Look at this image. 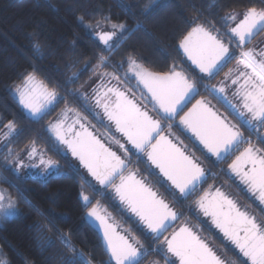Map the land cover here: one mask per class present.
Returning <instances> with one entry per match:
<instances>
[{
  "label": "snow or ice",
  "instance_id": "1",
  "mask_svg": "<svg viewBox=\"0 0 264 264\" xmlns=\"http://www.w3.org/2000/svg\"><path fill=\"white\" fill-rule=\"evenodd\" d=\"M156 7L158 0H148L140 15L148 19ZM127 10L135 14L133 9ZM79 19L83 21V17ZM220 21L223 35L228 36L227 41L222 38L221 29H217L214 24L195 21L191 29L178 38L177 51L182 50L200 84L175 63L169 71L158 73L150 71L131 55L119 63L113 62L111 56L120 47L119 44L113 46V38L126 39L123 34L132 30L125 23H113L110 18L105 17L103 21L85 25L104 45L96 56L94 65L91 61L85 62L84 67L72 71L62 84L56 81V86H52V73L40 79L38 70L33 66L34 70L21 74L20 83L14 86L13 91L27 114L26 118L34 122L43 120L58 104L65 103L59 116L44 129L49 134L53 150L66 160L70 153L79 162V167L69 166L80 175L82 189L85 185L93 192L100 190L97 185L110 188L127 213L131 214L129 219H132L137 229L146 237L151 234V239L156 244L154 249L145 247L132 234L131 229L119 230V226L111 221L107 210L98 201L93 203L92 196L82 190L78 193V200L82 201V207L87 210L86 217L97 222L102 232V247L108 257L102 264H143L153 251L163 255L165 264H176V260L179 264H223L216 252L187 223L170 236L165 235L182 213L177 212L144 179L137 178V170L129 169L132 155L137 156L138 162L147 165L151 175L162 177L161 186L174 199L195 196L196 209L210 217L212 224L223 233L226 240L246 258L241 264H264V224L258 223L255 217L241 210L220 188L213 190L210 186L209 190L198 194L201 185L208 178V170L194 154L186 151L183 141L175 138L174 142L171 138V129L179 117L175 126L181 128V131L190 132L192 136L189 138L194 137L203 146L201 150H206V154L214 156L217 162H225L229 156L239 151V155L228 164L225 174H234L246 185L247 191L264 204V147L254 144L241 130L247 128L264 145V134H261L264 131V50L257 52L254 47H246L255 36L264 32V7H250L243 12L233 11L221 17ZM104 23L109 30L101 29ZM142 26L139 23L137 27ZM97 29L101 30L96 31ZM33 48L34 57L44 60L45 54L40 43H35ZM233 59L237 66L235 72L229 69L224 74V80L218 84L203 83L205 79H214ZM52 67L55 73L60 72V69ZM67 67L71 69V66ZM109 67L112 71L105 70ZM89 69L100 81L91 95L80 90H68L67 85L75 83ZM132 80L136 82L134 87L142 95L149 97L153 110L168 121L166 125L137 102L133 88L122 89V84ZM112 81L116 82L115 86H112ZM201 86L209 95L225 101L239 124L216 111L210 101L203 97L184 111L200 95ZM229 87L233 88L232 95L238 103H232L228 99L226 93ZM58 88L64 90L63 96ZM68 96L82 102L83 111L94 119L100 118L101 112L95 111L100 109L109 122L107 126L114 125L124 142L106 134V145L91 130L94 126L88 115L68 104ZM99 122L103 123V120L100 119ZM165 127L168 129L167 134ZM4 128L7 130L2 134L5 141L14 133L19 134L13 120H9ZM111 145H116L117 151L112 150ZM241 145L247 147L240 151ZM25 157L28 163H25ZM3 159L5 164L14 165L13 171L16 172L22 168H41L42 173L50 170L59 173L61 170L58 161L38 150L35 141L27 146L23 154L9 148ZM153 166L158 172L153 170ZM81 168L85 171L81 172ZM28 203L35 207L30 201ZM5 207L13 209L11 213H5L6 218L20 215L15 209V201L0 190V209ZM35 210L44 216L38 207ZM49 226L55 227V220L48 219L47 224L36 225L37 229ZM43 238L51 243L50 238ZM57 238L70 253L64 259V264H92L82 251L76 249L70 234L58 232ZM0 264H10L2 252Z\"/></svg>",
  "mask_w": 264,
  "mask_h": 264
},
{
  "label": "trees",
  "instance_id": "2",
  "mask_svg": "<svg viewBox=\"0 0 264 264\" xmlns=\"http://www.w3.org/2000/svg\"><path fill=\"white\" fill-rule=\"evenodd\" d=\"M146 3L148 0H0V190L11 196L15 209L20 212L19 216L0 223V252L10 264H64L70 253L57 238L58 232L70 234L76 249L82 251L92 264L107 261L102 240L86 221L87 210L78 200V193L82 190L92 196L93 203L98 201L104 206L121 231L131 229L145 247L156 246L149 235L146 237L137 229L129 219L131 215L118 204L111 190L97 186L100 190L93 192L86 185L82 189L80 176L69 166V162H73L79 167L77 162L69 155L66 160L48 148V133L44 129L65 103L58 104L43 120L34 122L26 118L27 114L13 91L14 86L20 83L21 74L33 71V66L40 79L52 73V86H56V81L62 84L72 71L84 67L85 62L91 61L94 65L104 45L85 25L103 21L105 17L113 23H125L132 30L123 34L126 39L113 38V46L120 45L111 56L113 62L119 63L131 55L150 71L162 73L169 71L174 63L189 67L182 51H177V45L178 38L191 29L193 21L214 24L221 29L223 36L221 17L250 7H264V0H158L154 13L145 19L140 11ZM127 8L133 9L135 14ZM139 23H142V28L137 27ZM101 28L109 30L106 23ZM37 42L45 54L44 60L34 57L33 45ZM104 54L108 55L107 52ZM52 66L60 72L55 73ZM90 75L89 69L75 83L67 85L68 90L91 94L94 84L86 88ZM58 91L64 95L62 88ZM66 99L72 107L83 111L79 107L80 101L71 96ZM82 113L88 115L84 111ZM9 120L15 121L19 134L14 133L5 141L2 134L7 131L4 125ZM32 141L36 142L38 150L47 148L49 158L63 165L59 173L52 171L39 177L20 174L13 171L14 165L4 163L3 157L9 148L21 154ZM196 152L202 156L199 150ZM81 172H84L82 168ZM100 192L103 196L95 197ZM29 201L35 207L30 206ZM37 207L44 216L36 212ZM48 219L55 220V227L37 229V224H47ZM43 237L50 238L51 243ZM151 260L165 264L161 259Z\"/></svg>",
  "mask_w": 264,
  "mask_h": 264
},
{
  "label": "flooded vegetation",
  "instance_id": "3",
  "mask_svg": "<svg viewBox=\"0 0 264 264\" xmlns=\"http://www.w3.org/2000/svg\"><path fill=\"white\" fill-rule=\"evenodd\" d=\"M255 48L257 52L264 50V32L259 33L256 38H254L252 40V42L247 46V48ZM233 62H228L226 64V66L222 69V71H220L214 79H211V83L212 84H218L219 82L224 80V74L227 73L229 71V69H232L234 72L237 68L236 66V61L235 59L232 60ZM135 81V80H134ZM100 83V81L98 80L94 87H92V89H94L95 87H97V85ZM230 83V82H229ZM112 86H115L112 84ZM231 89L230 92V96L232 98V101L234 103H238V100L236 98L233 97L232 95V91L233 88L229 87V90ZM202 98V96L197 95L195 97V99H193L191 101L190 104H188L187 108L194 103V101L197 98ZM214 107V106H213ZM185 108L184 111L187 109ZM146 110V109H145ZM95 111L101 112V119L108 125L109 122L103 117L102 115V111L100 109H95ZM61 111H59L54 119L52 121H54L60 114ZM183 113H181L182 115ZM71 116V114H69ZM89 119V118H88ZM156 119V118H155ZM49 121L47 123V125L52 122ZM89 121L93 122V120L89 119ZM71 122V121H69ZM179 122V117L176 118V123L178 124ZM46 125V126H47ZM112 127V126H111ZM113 129V127L111 128ZM93 130V129H91ZM94 131V130H93ZM95 132V131H94ZM180 133L184 139H187V141L189 142L190 147L192 148L193 152H190L186 149V151L189 154H194V156L196 158H198L199 162L202 164V166L208 170V178L206 180L205 183H203L201 185L200 190H198V194L202 193V191L204 190H209V187L212 186L213 190L214 188H220L223 192H225L229 198L233 199L237 205L241 208V210L243 211H247L249 213L250 216L255 217L256 221L260 224H264V204H261L259 202V200L254 197L250 192L247 191V187L246 185L242 184L239 180V178L235 177L234 174H230V175H226L225 172L227 171L228 168V164L232 162L233 159H235L236 155H239V151L235 152L232 156H229L227 158V160L225 162H217L214 158L212 157H207L205 156L201 150L199 149V147L197 146L195 139L192 137L191 139L189 137H191V135L186 133L185 131H181L180 128ZM165 133H167V131L165 130ZM96 135H98L97 133H95ZM264 134V131H263ZM118 136V134H116ZM119 137V136H118ZM172 138V137H171ZM48 140V148L53 150L52 148V142L49 140V134L47 137ZM175 141V140H174ZM107 145V144H106ZM127 147H129L127 145ZM244 147H247V145L243 146L241 145L240 147V151L243 150ZM196 149V150H194ZM112 150H114L112 148ZM199 150L202 153V156H200L196 151ZM46 153V155L49 157V152L47 151V148L45 150H42ZM54 151V150H53ZM115 151V150H114ZM69 155V154H68ZM137 156L135 157V160L131 161V164L134 163L133 165H129V169H135L138 172V177L140 179H144L152 188L153 190L157 191L158 194L163 197L166 202H168L170 205L173 206V208L177 211L181 213V210H179L177 208V206L179 207L180 204L183 203H189L188 207H190L194 214L196 216L199 217L198 222H194L193 225L191 226V224L189 223V220L182 218L181 216L179 217V219L172 225L171 228H169L168 232L165 233V235H169V233L171 231H173L175 228L180 227L181 225L187 223L189 227L192 228V230L205 242L209 245V247H211L216 254L220 257V259L223 261V264H241V261L246 260V258H244L243 256H241V254L238 252V249L235 248L234 245L231 244L230 241H227L226 238L220 233V230L217 229L215 227V225L212 224L211 218L210 217H206L203 215V213H201L198 209H196L195 205H194V200H195V196H190L187 199H174L173 196H171V200L168 199L166 196L163 195V193H161L160 191H158V188L155 187L153 185V180H160L162 179V177L156 176V178H153L149 173V170L147 168V165H144L140 162H138V164L135 163ZM138 160V159H137ZM25 163H28L27 158L25 157ZM212 163L213 165L208 166V164ZM139 165V166H138ZM215 168L219 169V173L218 175L215 173ZM154 171H156L153 168ZM223 170V171H222ZM24 171L25 174H32V175H37L39 176H45L47 175V173H42V169L41 168H23L21 170V172ZM54 170H50L48 173H51ZM157 172V171H156ZM127 174V173H125ZM144 175L149 176L147 178L144 177ZM231 177V178H230ZM99 188L105 189L104 187H102L101 185H97ZM162 188V186H161ZM109 190H111L110 188H108ZM197 194V195H198ZM119 204V203H118ZM121 205V204H120ZM123 207V205H121ZM124 208V207H123ZM125 209V208H124ZM196 219V218H195ZM194 226V228H193ZM202 229V230H201ZM150 237L151 235L148 234ZM161 240L163 239V237L160 238ZM152 249H154L156 246H152ZM153 253V254H152ZM150 253V255L143 261V264H150V263H157L158 260L152 261L151 259H161L164 260V257L162 254L159 255H155L156 252H152ZM170 259L175 260V257H170ZM176 264H179V261L176 260Z\"/></svg>",
  "mask_w": 264,
  "mask_h": 264
},
{
  "label": "rangeland",
  "instance_id": "4",
  "mask_svg": "<svg viewBox=\"0 0 264 264\" xmlns=\"http://www.w3.org/2000/svg\"><path fill=\"white\" fill-rule=\"evenodd\" d=\"M101 29H103V30H106L105 28H101ZM101 29H99V31L101 30ZM222 38L225 40V41H227L228 40V36H226V35H223L222 36ZM256 38V37H255ZM252 42V41H251ZM250 44V43H249ZM249 44H247V46L249 45ZM234 46V45H233ZM246 46V47H247ZM238 52H239V50L237 49V54H238ZM231 62H233V61H231ZM181 67H183V66H181ZM179 65H178V68H181ZM106 71H112V68L110 67V69H105ZM183 70L185 71V73H187L189 76H190V78H195V79H197V82H198V84H200L201 82L199 81V79H198V77H196L195 75H194V73L192 72V70H190L189 69V67H183ZM90 81L87 83L88 84V86L86 87V88H90V87H92V85L94 84L95 85V83L98 81V79L95 77V76H93L92 75V73H91V75H90ZM135 81L134 80H132V81H129V82H127V83H124V84H122L121 85V87H122V89H127V88H133V91H134V94H135V97H136V99H137V102L144 108V109H146L154 118H156V119H158V120H161V122L162 123H164L165 125L168 123V121H166V120H163V118L156 112V111H154L153 110V108H152V104H151V102H150V100H149V97L147 96V95H142L141 94V92H140V90L139 89H136L134 86H135ZM203 83H210V84H212L211 83V81H203ZM112 84L113 85H116V82L115 81H112ZM84 92V91H83ZM230 92H231V89L229 90L228 89V91H227V93H226V95L228 96V99L229 100H231L232 101V98H231V96H230ZM85 93H87V91H85ZM87 94H89V93H87ZM89 95H91V94H89ZM200 96H202L203 98H205V99H207L208 101H210V103H211V105L212 106H214V109L216 110V111H218L219 113H221V114H223V115H227L228 116V118H229V120H231L233 123H237V124H239V121L238 120H236V118H235V116H233L232 114H231V112H230V109L228 108V106H227V104L225 103V101H223L222 99H217V98H215L214 96H212V95H209L205 90H204V88L201 86L200 87ZM82 102H80V104H81ZM232 103H234L233 101H232ZM80 108H81V105L79 106ZM82 111V110H81ZM83 112V111H82ZM87 113V112H86ZM88 114V113H87ZM88 118L89 119H91V120H93V122H91V125H93L94 126V128H92L94 131H95V133H97L98 134V136L102 139V141L103 142H105L106 144H108V140H107V135H113V136H115L117 139H121V138H119L116 134H115V131L113 130L112 131V129H111V127H108L107 126V124L106 123H101V122H99V120L101 119V117L100 118H98V119H94L91 115H88ZM175 124H177L176 123V121H175ZM175 124H174V126H173V128L171 129V132L173 133V136H172V138L175 140V138H179V140H181V141H183V147L185 148V149H187L188 151H190V152H193V150H192V148L190 147V145H189V142L187 141V139H184L183 138V136L180 134V133H182V132H180V128H178V127H176L175 126ZM165 130L167 131V133H168V129L165 127ZM243 132H244V134H245V136L247 137V138H249V139H251L252 140V142L254 143V144H257V146H261V147H264V145H262V144H260V141L257 139V136H256V134H254L253 132H250V131H248L247 130V128H242L241 129ZM107 134V135H106ZM261 134H263V131H262V133ZM121 142L123 143L124 141L121 139ZM127 146V145H126ZM243 146H245V145H242V147ZM111 147L115 150V151H117V146L116 145H111ZM21 154H23V152L21 153ZM118 154H121V152H119L118 151ZM135 155H132V160L134 161L135 160ZM55 160V159H54ZM57 161V160H56ZM59 163V162H58ZM135 163L136 164H138V160H137V158H136V161H135ZM67 164V163H66ZM74 165L73 164V162L71 163V162H69V165ZM131 164V163H130ZM134 163H132L131 165H133ZM143 164V163H142ZM59 165H60V163H59ZM144 165V164H143ZM210 165H213L212 163H210V164H208V166H210ZM61 166H63V165H61ZM139 166V165H138ZM66 168H69V167H67V165L65 166ZM63 168V167H62ZM23 169V168H22ZM22 169H20L19 171H21ZM18 171V173H20V174H25L24 173V171H22V172H19ZM16 172V171H15ZM215 173L218 175V173H219V169L218 168H215ZM80 176V175H79ZM144 177L145 178H147V179H149L148 177L149 176H147V175H144ZM151 177H153V178H156V176L155 175H153V176H151ZM157 179V178H156ZM150 180V179H149ZM151 181V180H150ZM153 182V185L155 186V187H157L158 188V191H160L161 193H163V195L164 196H166L168 199H170L171 198V194L166 190V188L165 187H162L161 188V184H160V182H159V180L157 179V180H153L152 181ZM97 195V196H96ZM98 195H100V196H103V193H96L95 194V197H100V196H98ZM171 200V199H170ZM101 205V204H100ZM188 205H189V203H183V204H180L179 205V207L177 206V208L179 209V210H181V213H182V215H181V217L182 218H184V219H187V220H189V223L191 224V226L193 225V223L195 222H198V220L197 219H199V217L198 216H196L195 214H194V212H193V210L190 208V207H188ZM102 206V205H101ZM102 208L103 209H105L104 208V206H102ZM13 211V209H10V208H7V207H5L4 209H0V223L2 224L3 222H5V220H7L8 218H10V217H12V216H8L7 218L5 217V213H11ZM111 216V215H110ZM196 218V219H195ZM194 223V224H195ZM193 228H194V226H193ZM195 229V228H194ZM202 230V229H201ZM149 248H152L151 246H149ZM154 252V251H153ZM152 253V252H151ZM153 254V253H152Z\"/></svg>",
  "mask_w": 264,
  "mask_h": 264
},
{
  "label": "water",
  "instance_id": "5",
  "mask_svg": "<svg viewBox=\"0 0 264 264\" xmlns=\"http://www.w3.org/2000/svg\"><path fill=\"white\" fill-rule=\"evenodd\" d=\"M242 18V17H241ZM256 37V36H255ZM254 37V38H255ZM182 51V50H181ZM189 62V61H188ZM189 64H190V62H189ZM194 67V66H193ZM197 99H201L200 97L199 98H197ZM196 99V100H197ZM196 100L194 101V103L196 102ZM193 103V104H194ZM191 106H192V104L188 107V108H191ZM188 108L185 110V111H187L188 110ZM106 119V118H105ZM107 120V119H106ZM113 127V130L115 131V128H114V125L112 126ZM115 133L116 134H118L120 137H121V134H119V133H117L116 131H115ZM187 134H189V135H191L192 136V134L190 133V132H186ZM165 134H167V133H165ZM194 138V137H193ZM195 139V138H194ZM124 141V140H123ZM175 142V141H174ZM195 142H196V144H197V146L199 147V149L201 150L202 148H203V146L202 145H200L199 144V142L198 141H196L195 140ZM129 147H130V145H128ZM201 152L205 155V156H207V157H212V158H214L215 160H216V158L214 157V156H211V154H206V150H201ZM69 156H70V158L71 159H73V160H75L76 162H77V164L79 165V162L74 158V157H71V154L69 153ZM153 168H154V166H153ZM157 172H158V169H155ZM85 171V170H84ZM91 178V177H90ZM137 178H139V177H137ZM140 179V178H139ZM119 181L117 180V183H118ZM103 187V186H102ZM111 192H112V190H111ZM112 194H113V196H114V198H115V195H114V193L112 192ZM115 200L120 204V202H119V200L117 199V198H115ZM122 205V204H121ZM123 207H124V205H123ZM126 210V209H125ZM128 214H130V213H128ZM131 215V214H130ZM134 218V217H133ZM85 219H86V221L91 225V227L93 228V229H95L96 231H97V233L99 234V236H100V238H101V240H102V232H101V230H100V228H99V226H98V223L97 222H95V221H92V220H90V218H87L86 217V213H85ZM112 221V220H111ZM113 222V221H112ZM176 222V221H175ZM174 222V223H175ZM114 223V222H113ZM173 223V224H174ZM172 224V225H173ZM180 227H178V228H175L173 231H176V230H178ZM120 230V229H119ZM173 231H171L170 233H169V236L171 235V233L173 232ZM222 235H223V233L222 232H220ZM151 235V234H150ZM238 252H239V250H238ZM241 256H242V254H241ZM150 264H156V263H150Z\"/></svg>",
  "mask_w": 264,
  "mask_h": 264
}]
</instances>
